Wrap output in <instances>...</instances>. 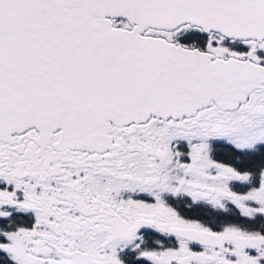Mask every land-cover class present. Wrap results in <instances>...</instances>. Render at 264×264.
Returning <instances> with one entry per match:
<instances>
[{"label":"snow or ice","instance_id":"1","mask_svg":"<svg viewBox=\"0 0 264 264\" xmlns=\"http://www.w3.org/2000/svg\"><path fill=\"white\" fill-rule=\"evenodd\" d=\"M0 264H264V0H0Z\"/></svg>","mask_w":264,"mask_h":264}]
</instances>
